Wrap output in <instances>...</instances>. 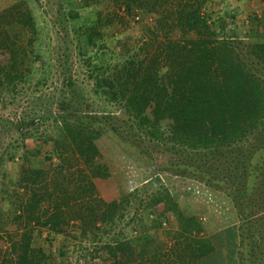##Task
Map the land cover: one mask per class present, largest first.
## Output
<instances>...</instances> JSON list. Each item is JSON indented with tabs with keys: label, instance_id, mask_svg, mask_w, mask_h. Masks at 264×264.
<instances>
[{
	"label": "trees",
	"instance_id": "obj_1",
	"mask_svg": "<svg viewBox=\"0 0 264 264\" xmlns=\"http://www.w3.org/2000/svg\"><path fill=\"white\" fill-rule=\"evenodd\" d=\"M211 1L84 0L83 11L67 10L89 90L113 104L117 113L83 109L82 93L70 74L63 73L65 90L58 96L66 102L64 108H31L17 121H0V131L18 134L0 154V165L18 160L10 186L0 190V264H44L55 252L65 257L61 264H170L155 238L167 211L178 223L176 231L168 229L178 252L189 262L212 256L218 243L197 237V219L185 217L160 183L153 194H159L161 209L155 210L153 197L143 205L154 232L143 231L137 212L126 217L132 200L141 202L139 191H145L137 185L142 178L135 164H147L154 177L163 170L164 164L145 155L155 146L175 155L201 152L210 160L232 156L223 160L232 164L227 174L213 178L241 211L237 252L240 264H246V255L256 251L264 232V34L241 38L233 25L227 26L235 22L231 10L205 11ZM149 9L153 17L146 22ZM129 20L142 23L141 45L131 51L126 41L118 40L119 51H104L103 32ZM64 64L62 59V68ZM112 117L119 123H110ZM48 119L52 134L39 131ZM127 139L132 141L125 148L121 143ZM138 140L142 148L134 144ZM47 141L48 151L43 148ZM174 160V169L178 163L189 166L179 157ZM107 173L115 179L113 200L102 198L93 180ZM258 219L262 230L254 228V233ZM123 224L138 233L130 230L107 240ZM186 228L195 235L183 232ZM58 239L54 256L39 245V240L50 245Z\"/></svg>",
	"mask_w": 264,
	"mask_h": 264
},
{
	"label": "rangeland",
	"instance_id": "obj_2",
	"mask_svg": "<svg viewBox=\"0 0 264 264\" xmlns=\"http://www.w3.org/2000/svg\"><path fill=\"white\" fill-rule=\"evenodd\" d=\"M83 3L84 0H0V121H17L22 116L21 114L31 108L45 107L51 111L64 108L66 102L58 96L61 89L65 90L61 88L63 87L61 83L63 73L70 74L76 83V87L82 93L81 107L83 109L117 113L113 104L101 101L100 98L95 97L90 92V84L85 76L86 67L82 61L84 56L78 53L72 38L73 34L70 30L72 23L67 20V10L73 12L80 9L83 11L81 8ZM10 5H15L17 8L8 10L7 7ZM213 9L219 11L227 9L234 13L235 22L230 25L227 24V26L233 25L241 38L264 34V0H212L206 5L205 11L209 12ZM148 12L150 14L147 15L146 22L153 17L150 9ZM24 13H27L29 17L24 18ZM64 17L66 18L64 19ZM74 21L77 22L78 19ZM103 33L102 38L107 44L102 48L104 51H119V45L116 44L118 40L126 41L132 51L141 45L139 37L143 34V28L142 23L129 20V23L126 24L114 23L109 25V28ZM109 39L110 41H108ZM62 59L65 61L63 68L61 66ZM109 61L113 62L114 59L110 58ZM37 78L45 79L36 84ZM114 119L112 117L110 123H119V119ZM52 124V121L48 119L39 128V131L44 130L46 133L52 134L54 131ZM17 135L6 130L0 131V154L5 153L4 147L8 140L17 137ZM29 141L27 140V143ZM131 141V139L122 140L121 145L127 148ZM141 142L138 140L134 144L138 145V148H142ZM50 147V141L43 144L44 150L48 151ZM128 149L127 153L132 151V148ZM189 153L187 156L178 153L175 155L162 146L148 148L145 155L155 159L160 164H164L163 170H159L157 176L154 177L152 175L155 173L154 170L147 164L143 162V164H135V166L138 165L136 169L142 178L141 181L137 182V185L138 187L143 185L145 191H139L141 202H138V198L132 200L126 217L137 212L143 218L146 226L143 231L153 233L148 219L150 213L143 205L148 202L150 197H153V202L156 203L155 210L161 209L159 194H153V192L158 185L162 184L167 192H170L172 202H176L177 207L181 209L185 217L197 219L200 225L197 237L209 236L218 243L214 247L216 249L212 256L210 254L194 262H189L173 244L175 238L170 237L168 229L173 232L176 231L178 223L175 216L167 211L165 212L167 221H162V227H159L154 234L155 238L161 240V250L170 264H240L237 249L239 248V232L242 223L241 211L233 205L229 196L214 183V178L219 179L222 173L227 174L228 168H232L231 163L228 164V162L223 161L232 156L224 154L216 157L215 160H210L204 159V154L201 152ZM175 156L189 163L187 167L178 163L179 169H184V173L172 167ZM202 163L204 166L201 169L208 171L205 175L197 167L196 171L192 170L193 167ZM0 166L2 167V174L4 173V178L0 181L1 190L10 186L13 174L18 167V160L16 157L12 160H4ZM143 175L147 176L143 179ZM93 180L102 198L113 200L117 197L115 179L112 174L107 173L102 177L93 178ZM259 199L257 196L255 201L253 200L255 209L260 203ZM188 219L185 220L187 224L190 222ZM0 228H2L1 225ZM254 228L262 230L260 219L254 221L252 225V230L255 233ZM132 229H134L133 226L123 224L117 227L107 240L115 241L128 234V231ZM184 230L183 232L190 233L191 237L195 235L189 228ZM135 231L133 234L138 233L137 230ZM261 234L260 243L258 242L257 247H255L256 251L249 256L246 255L248 257L246 264H264V232ZM59 243V239L50 245L39 240V245L45 247L53 256L54 251L59 250ZM67 243L69 242L66 241ZM63 250H66L67 255H69V248ZM56 255L55 252V256L48 259L44 264L63 263L65 257Z\"/></svg>",
	"mask_w": 264,
	"mask_h": 264
}]
</instances>
